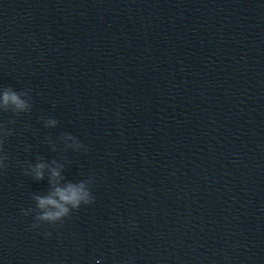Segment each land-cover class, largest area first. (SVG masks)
<instances>
[{
	"label": "water",
	"instance_id": "obj_1",
	"mask_svg": "<svg viewBox=\"0 0 264 264\" xmlns=\"http://www.w3.org/2000/svg\"><path fill=\"white\" fill-rule=\"evenodd\" d=\"M5 87L0 264H264V0H0Z\"/></svg>",
	"mask_w": 264,
	"mask_h": 264
},
{
	"label": "clouds",
	"instance_id": "obj_2",
	"mask_svg": "<svg viewBox=\"0 0 264 264\" xmlns=\"http://www.w3.org/2000/svg\"><path fill=\"white\" fill-rule=\"evenodd\" d=\"M29 109V104L23 95L10 87L0 89V110H8L13 113L25 112ZM56 121L49 119L46 126H54ZM10 135V131H4L0 125V136ZM66 140H72L69 147H79V144L71 136L66 135ZM4 157L0 156V166ZM62 165L52 160L45 162L37 157L36 162L29 164L25 170V175H31L35 180L44 178L45 170L49 177L50 190L46 195H36L34 197L35 206L39 210L36 219L41 222L55 223L67 217L71 211L78 209L81 205H88L92 202L91 194L84 181L76 183H61ZM24 215L27 213L21 209ZM32 227H36L35 224ZM48 235V233H45Z\"/></svg>",
	"mask_w": 264,
	"mask_h": 264
}]
</instances>
